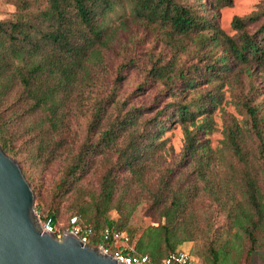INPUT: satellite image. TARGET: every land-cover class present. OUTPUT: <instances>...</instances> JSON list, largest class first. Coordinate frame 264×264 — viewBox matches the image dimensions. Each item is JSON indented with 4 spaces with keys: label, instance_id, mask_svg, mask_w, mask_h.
<instances>
[{
    "label": "trees",
    "instance_id": "obj_1",
    "mask_svg": "<svg viewBox=\"0 0 264 264\" xmlns=\"http://www.w3.org/2000/svg\"><path fill=\"white\" fill-rule=\"evenodd\" d=\"M1 2L16 11L0 21V146L19 162L41 223L60 235L74 230L76 219L80 235L91 230L87 244L93 248L112 249L106 231L124 232L138 254L160 264L169 254L184 251L185 244L197 245L204 234L193 208L199 186L184 174L176 178V172L191 167L204 181L210 167L220 163L235 187L228 216L237 229L240 252L232 256L228 248L215 250V241L204 237L208 253H193L204 256L207 264H241V259L251 264L264 234V1L252 14L233 19V36L221 28L216 14L232 7L233 0ZM118 8L128 21L114 26L110 16ZM132 23L161 35L169 55L152 62L150 73L176 102L147 120L155 103L127 108L113 90L95 99L82 138L73 142L71 106L86 95L84 82L93 77V60L115 53ZM189 42L197 61L190 67L180 58ZM245 73L250 84L243 90ZM252 76L260 78L258 84ZM124 78L116 77V87ZM225 85L236 86L233 103L244 119L240 125L234 116L225 118L222 146L213 150L207 136L216 129L213 114L224 101ZM175 122L185 128L182 158L158 170L167 145L161 139ZM61 159L60 176L43 198L44 184L36 171ZM94 177L96 187L90 188L86 182ZM68 200L63 210L61 204ZM143 201L148 203L144 214L154 224L140 229L131 221ZM114 210L117 219L111 218Z\"/></svg>",
    "mask_w": 264,
    "mask_h": 264
},
{
    "label": "rangeland",
    "instance_id": "obj_2",
    "mask_svg": "<svg viewBox=\"0 0 264 264\" xmlns=\"http://www.w3.org/2000/svg\"><path fill=\"white\" fill-rule=\"evenodd\" d=\"M264 0H233V6L218 10L216 14L219 16V22L221 28L229 35L236 34L232 27V22L235 17H245L252 14L258 9L259 4ZM16 11V7L8 3H0V21L6 20ZM125 13L123 8H118L114 14L110 16L111 25L118 26L122 20L125 19ZM133 34V37H131ZM119 48L115 53H110L103 56L100 59L95 58L93 60L92 72L93 77L84 82V88L86 95L83 97L77 105L71 106L73 108V129L70 133L71 140L73 142H79L83 136L88 123V116L92 112V108L95 104L96 98H101L115 90L118 93V97L121 100L127 102V108L132 106L149 108L154 103L155 109L146 113L145 119L149 120L156 116V113L161 110L165 105L171 104L173 106L176 102L175 98L171 96L170 92L163 93V84L160 81L154 80L151 75L152 62L156 60H164L169 55V50L164 42H162L161 35L155 29L146 30L139 24H131L128 29L122 33V37L119 39ZM189 49L186 52L180 53L181 60L186 66H192L197 61L194 60L193 44L189 42ZM221 54V52H219ZM136 60L133 64H129L130 60ZM103 61V62H101ZM166 62V61H165ZM122 74L125 78L118 83L116 87V77ZM249 73L243 75L242 89L249 87L250 79ZM252 80L256 84L259 83L260 78L252 76ZM152 79L154 81H152ZM147 83L145 84V82ZM144 86V90H139ZM210 86V85H209ZM208 85L204 84L203 89ZM233 85H225L223 88L224 101L217 108L213 114V119L216 123L215 131L207 136L210 140V146L213 150H218L222 146V140L224 139V126L226 124L225 118L234 116L239 120V124L242 125L244 117L239 113L233 103ZM240 90V89H238ZM163 95H159L162 94ZM78 97H76V100ZM201 121L199 120L198 123ZM187 127L192 131L195 127L191 123H187ZM206 139V137H205ZM161 140H166V150L161 152L163 166L157 168L162 170L164 166H171L177 163L183 155L186 137L185 128L179 123H174L166 131ZM63 160H58L53 165L45 169H38L36 171V179L42 182L44 190L42 191L43 198H46L47 192L53 187L54 183L60 176V171L63 167ZM157 169H155L157 171ZM192 168H179L176 172V178L185 175V177L193 180L196 185L199 186V193L194 203V211L198 216L199 226L203 228V238L196 243H188L182 247V250L189 252L198 264H207L204 256L197 257L193 252L200 251L204 255L208 253L206 248L205 238H210L215 241V250L221 251V249L228 248L232 256H236L237 251L240 252L241 244L237 237V229L232 227V222L228 216L230 212H233V195L235 187L232 185L229 178L228 171L220 164H213L204 181H200L195 173H191ZM182 174V175H181ZM155 178L158 176L155 175ZM95 177L90 179V182H86V185L93 188ZM96 187V185H95ZM68 200L61 204L63 210L67 209ZM148 206V203L143 201L137 211L132 216V226L143 229L151 224H154L152 217L144 214V208ZM69 215V214H67ZM111 218H119L118 211L111 212ZM210 224L211 229H208ZM67 222L64 221L61 226L65 227ZM64 229V228H63ZM68 231V230H67ZM63 234H60V238ZM133 245V244H132ZM134 246V245H133ZM232 249V250H231ZM239 256L237 257L239 261ZM241 264H245L244 259H241ZM251 264H264V234L260 239V249L253 255Z\"/></svg>",
    "mask_w": 264,
    "mask_h": 264
},
{
    "label": "water",
    "instance_id": "obj_3",
    "mask_svg": "<svg viewBox=\"0 0 264 264\" xmlns=\"http://www.w3.org/2000/svg\"><path fill=\"white\" fill-rule=\"evenodd\" d=\"M0 264H124L73 230L59 238L41 223L19 162L0 146Z\"/></svg>",
    "mask_w": 264,
    "mask_h": 264
},
{
    "label": "built area",
    "instance_id": "obj_4",
    "mask_svg": "<svg viewBox=\"0 0 264 264\" xmlns=\"http://www.w3.org/2000/svg\"><path fill=\"white\" fill-rule=\"evenodd\" d=\"M75 225L74 230L77 234L83 232L81 226L76 225V219L72 220ZM43 226L50 232L55 233L52 226L48 224H43ZM91 233L89 230L84 236L81 235L84 242L87 243L88 235ZM59 238L60 236L57 235ZM105 241H112L113 248L106 246H101L103 250L108 253L113 254L118 261L124 264H152L151 258L148 255L138 254L135 247L132 245L131 238L128 234L124 232H112L107 230L105 233ZM110 250L112 252H110ZM160 264H198L194 257L187 251L174 252L169 254Z\"/></svg>",
    "mask_w": 264,
    "mask_h": 264
}]
</instances>
